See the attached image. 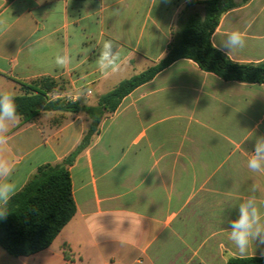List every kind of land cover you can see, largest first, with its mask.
I'll return each instance as SVG.
<instances>
[{
    "label": "crops",
    "instance_id": "0c3cea01",
    "mask_svg": "<svg viewBox=\"0 0 264 264\" xmlns=\"http://www.w3.org/2000/svg\"><path fill=\"white\" fill-rule=\"evenodd\" d=\"M193 1L205 0H0L8 22L0 32V91L20 96L21 84L64 78L73 102L95 107L121 81L165 57L179 18L202 12ZM233 30L244 34L245 47L222 52L239 63L263 61L264 0L224 13L212 44L222 47ZM106 40L122 49L121 68L103 75L95 60ZM57 54L72 63L55 68ZM90 124L83 111H42L11 124L2 155L16 193L41 166L69 156ZM262 136L264 84L225 81L191 59L176 60L104 117L78 155L70 167L77 211L53 243L21 257L0 247V264H227L264 257L258 242L241 255L228 232L242 199L255 195L264 214V175L247 168Z\"/></svg>",
    "mask_w": 264,
    "mask_h": 264
},
{
    "label": "trees",
    "instance_id": "16d2710c",
    "mask_svg": "<svg viewBox=\"0 0 264 264\" xmlns=\"http://www.w3.org/2000/svg\"><path fill=\"white\" fill-rule=\"evenodd\" d=\"M249 0L193 1L202 12L179 18L173 40L165 57L146 70L121 81L99 98L95 107L81 106L51 94L65 90L63 79L42 77L31 84H21L23 95L15 96L17 112L24 121H32L42 111L77 113L83 111L91 126L79 146L56 165L41 166L22 190L6 206L9 214L0 220V247L13 257L30 256L47 249L74 217L77 209L72 192L70 167L98 134L104 117L112 115L122 100L137 87L152 80L160 71L179 59H191L199 67L225 81L264 84V60L239 63L218 50L211 41L221 16ZM227 264H264V257L232 258Z\"/></svg>",
    "mask_w": 264,
    "mask_h": 264
},
{
    "label": "clouds",
    "instance_id": "9594fccd",
    "mask_svg": "<svg viewBox=\"0 0 264 264\" xmlns=\"http://www.w3.org/2000/svg\"><path fill=\"white\" fill-rule=\"evenodd\" d=\"M37 3H43V0H37ZM7 27V19L0 17V32ZM226 35V42L222 47H217L218 50L232 51L245 47V37L240 31L233 30ZM114 47L117 46L113 41H104L95 60L98 71L103 75L115 73L121 68L122 49L117 47L114 51ZM71 63L72 58L67 54H57L52 61L55 68L61 69L67 68ZM19 118L15 93L8 90L0 91V220L7 218L9 211L6 206L16 194V185L9 180L12 166L2 154L9 144L7 134L9 126L17 122ZM247 168L252 173L264 175V136L256 139L254 151L247 159ZM252 191H257L256 187H253ZM260 203L264 204V201ZM238 212V218L230 221L229 239L239 253L245 255L254 242L264 245V214L260 211L255 195L242 199L238 204Z\"/></svg>",
    "mask_w": 264,
    "mask_h": 264
},
{
    "label": "rangeland",
    "instance_id": "374dc122",
    "mask_svg": "<svg viewBox=\"0 0 264 264\" xmlns=\"http://www.w3.org/2000/svg\"><path fill=\"white\" fill-rule=\"evenodd\" d=\"M67 91H68V84H67V86L65 87V90L64 91H62V92H57V93H52L51 94V98L52 99H56V98H58V97H60V98H63V99H66V100H72L73 101V99H74V97L73 96H71V95H68V93H67ZM90 126H91V124H90ZM90 128V127H89ZM96 136V135H95ZM94 136V137H95ZM93 137V138H94Z\"/></svg>",
    "mask_w": 264,
    "mask_h": 264
}]
</instances>
